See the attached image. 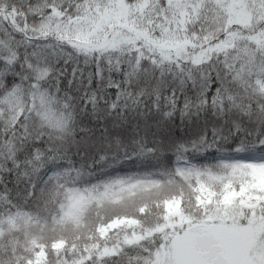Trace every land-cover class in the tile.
Here are the masks:
<instances>
[{
  "label": "snow or ice",
  "instance_id": "snow-or-ice-1",
  "mask_svg": "<svg viewBox=\"0 0 264 264\" xmlns=\"http://www.w3.org/2000/svg\"><path fill=\"white\" fill-rule=\"evenodd\" d=\"M0 264H264V0H0Z\"/></svg>",
  "mask_w": 264,
  "mask_h": 264
}]
</instances>
